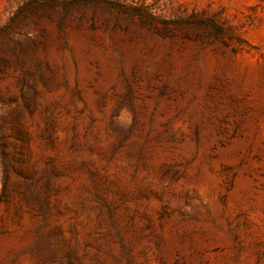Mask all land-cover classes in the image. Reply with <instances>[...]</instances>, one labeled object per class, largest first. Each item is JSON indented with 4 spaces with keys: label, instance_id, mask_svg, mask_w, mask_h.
<instances>
[{
    "label": "rangeland",
    "instance_id": "obj_1",
    "mask_svg": "<svg viewBox=\"0 0 264 264\" xmlns=\"http://www.w3.org/2000/svg\"><path fill=\"white\" fill-rule=\"evenodd\" d=\"M0 264H264V0H0Z\"/></svg>",
    "mask_w": 264,
    "mask_h": 264
},
{
    "label": "trees",
    "instance_id": "obj_2",
    "mask_svg": "<svg viewBox=\"0 0 264 264\" xmlns=\"http://www.w3.org/2000/svg\"><path fill=\"white\" fill-rule=\"evenodd\" d=\"M190 23H193V24H197V25H200V26H204V27H207V28H210V29H213L215 30L216 32H218L219 34H223L225 35V32H224V27L221 26L220 24H218L216 21H214L213 19H210L208 17H199L198 15L196 14H192L190 16Z\"/></svg>",
    "mask_w": 264,
    "mask_h": 264
}]
</instances>
